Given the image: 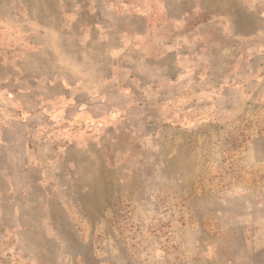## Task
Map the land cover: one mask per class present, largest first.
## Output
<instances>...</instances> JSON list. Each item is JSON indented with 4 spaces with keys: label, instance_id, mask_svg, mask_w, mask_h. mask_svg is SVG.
Wrapping results in <instances>:
<instances>
[{
    "label": "rangeland",
    "instance_id": "374dc122",
    "mask_svg": "<svg viewBox=\"0 0 264 264\" xmlns=\"http://www.w3.org/2000/svg\"><path fill=\"white\" fill-rule=\"evenodd\" d=\"M0 264H264V0H0Z\"/></svg>",
    "mask_w": 264,
    "mask_h": 264
}]
</instances>
